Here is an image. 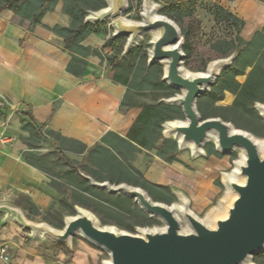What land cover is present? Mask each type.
I'll return each instance as SVG.
<instances>
[{
	"label": "rangeland",
	"instance_id": "374dc122",
	"mask_svg": "<svg viewBox=\"0 0 264 264\" xmlns=\"http://www.w3.org/2000/svg\"><path fill=\"white\" fill-rule=\"evenodd\" d=\"M77 1L85 9L84 16L89 10H94L97 6L106 5L105 0ZM232 1L234 0H154L158 6V12L171 16L170 18L181 29L182 48L185 55L183 66L186 69L192 72L204 71L207 63L212 59L225 57L232 53L237 55L236 45L239 44V41L250 40L253 32L264 25V22H262V24L253 26L252 30L247 31V21L240 14L231 10L229 2ZM257 1L264 6V2ZM57 3L64 4L62 0H58ZM214 3L219 4L223 8L225 7L244 20L245 25L238 33L227 20L215 19L212 9ZM141 7L142 0H128V7L123 11V14L129 19L138 21L141 19L139 13ZM51 10H47L43 16ZM69 17L71 18V16ZM42 19L34 28H31L28 18L21 17L11 10L8 17L2 20L0 25V87L2 88L0 90V206L5 204L18 207L26 218L37 222L46 221L56 228L63 226L65 216L73 215L75 205L88 208L97 216L100 224L113 225L129 232H136V227L160 226L162 224L161 220L150 217L146 212L144 213L131 197L124 194H113L104 188L99 193L75 189L72 185V182L75 181L72 174H85L83 173V166L88 161L84 158V154L70 153L68 149H77L80 146L62 143L63 152L70 160L74 161L69 164L61 157L59 147L54 146L53 142L58 144L57 140L55 141L54 137L48 134L46 130L36 125L35 122H33L35 127L32 128V134L24 130V126L30 122L31 118L27 116L28 113L22 117L16 111L19 109L20 104L12 96L8 95V89L11 86L19 87L24 81L20 77V65H18L17 74L19 76H14L10 72L12 71L11 64L15 61H20V48H23L24 40L29 35H35L34 29L38 25L46 29H52L44 24ZM108 23V21L90 23L93 31L84 39L92 34H97L102 41L96 46L91 44L84 45L91 47L89 56L98 55L102 65L111 67L122 55L126 36L111 40L112 35L110 32L112 29L111 26L109 29ZM9 24L19 29L21 34H23L22 31L25 32L22 37L18 38L17 44L10 42L8 39L9 33L7 30ZM150 38V33L143 34L139 38L138 44L127 53L130 58L129 62L120 68L137 81L144 79V75L149 71L150 67L153 73L151 77H157V82L162 81V65L159 62L147 64V50L150 48ZM61 39H59L61 43L59 47L63 50L64 45ZM228 40H234L235 44L231 50L221 54L219 50L225 45L219 42ZM3 43H6L5 47H3ZM240 47L242 46L239 45ZM5 54L9 68L5 65ZM25 57L27 58V56ZM250 69L251 67H247L245 73L235 76V80L240 83L244 82ZM146 80L148 81V79ZM178 92V89L167 85V88H156L155 90L137 91L132 89L130 97L131 100L136 102L155 106V104L163 103L160 101L161 97H168ZM231 94L230 91H225L224 98L213 102V104H209L211 97L206 92L200 94L197 100V110L200 112L201 117L202 112L198 109L199 104L206 107L208 111L219 112L215 109V106L232 104L233 94ZM163 113L165 117L173 116L174 118L184 119L183 112L176 105H172L170 109L163 111ZM230 122L238 128L247 130L256 139H264V120L253 106L235 112ZM161 138L157 140V144L152 149L143 148L131 154L129 162L124 164L125 172H127L123 177L124 182L145 189L152 200L162 201L166 204L178 202L174 191H181L186 199L188 198L190 209L203 218L212 208L216 207L218 201L224 195L225 187L221 183V173L223 171L230 172L233 167V160L239 158V149L229 153H220L215 149L213 142H207L204 145L205 154L193 157L190 155L188 148L179 149L177 147L176 159L172 162H177L178 166H176V169L174 168V171L172 170V173L168 169L169 171L166 172V175H163L162 180L155 183L148 180L146 170L154 162L155 156H158L156 152ZM13 152L19 153L18 156H21L26 162L37 163L39 168L44 170L45 178L43 181L27 180L13 171L5 161L7 158H12L11 154ZM201 156L206 160H211L213 156H216L224 163L220 168H216L210 177L195 179L191 173L194 171V164ZM167 166L171 168V166ZM119 170L114 169L116 172H119ZM75 192H78V194ZM3 215L4 213L0 212V245L6 248L8 258L7 260L0 258V264H14L11 261L13 249L9 247V244L4 239L12 236L18 237L20 242L26 245L31 242L35 243V253L48 260H61L63 264L73 261L78 251L84 253L90 264H102L103 260L107 258V253L104 250L87 242L80 234H75L71 245L66 246L47 237L45 239L32 237L29 231L17 221H4ZM3 228L7 229L5 234L2 233ZM257 255H254L252 260L257 264H264V254L259 257Z\"/></svg>",
	"mask_w": 264,
	"mask_h": 264
},
{
	"label": "water",
	"instance_id": "95a60500",
	"mask_svg": "<svg viewBox=\"0 0 264 264\" xmlns=\"http://www.w3.org/2000/svg\"><path fill=\"white\" fill-rule=\"evenodd\" d=\"M106 5L89 10L84 22L108 21L112 37L126 36L122 55L151 34L147 64L162 65L161 80L178 93L161 97L166 105H176L184 119L173 118L161 124L162 136L173 138L179 149L190 155L205 154L204 145L213 142L220 153L239 149L230 172L221 173L225 193L203 218L189 207L188 198L174 191L178 202L166 204L152 200L145 189L126 182L97 181L82 174L89 183L110 193L131 197L160 226L136 227L129 232L113 225L100 224L88 208L75 205L73 215L64 218L62 227L26 218L18 207L1 204L4 221H17L32 237H45L70 246L75 234L107 253L102 264H257L254 255L264 250V139L255 138L245 129L219 116L202 118L197 110L198 96L210 90L220 73L236 55L212 59L204 71L192 72L183 66L181 29L176 22L158 12L154 0H142L141 19L124 16L128 0H105ZM82 44V43H81ZM254 109L264 120V102Z\"/></svg>",
	"mask_w": 264,
	"mask_h": 264
},
{
	"label": "crops",
	"instance_id": "0c3cea01",
	"mask_svg": "<svg viewBox=\"0 0 264 264\" xmlns=\"http://www.w3.org/2000/svg\"><path fill=\"white\" fill-rule=\"evenodd\" d=\"M229 5L231 10L247 21V31L264 22V6L257 0H234L229 2ZM62 7V3H57L43 16L42 22L49 28L55 24L63 27L69 25L71 18L63 12ZM0 12H3L0 13L1 25V21L8 17L11 10L8 8ZM7 32L8 39L14 44L25 33L22 31L21 34L19 29L11 24ZM34 34L24 40L23 48H20V61L11 64L10 72L14 76H19L17 74L20 65V77L24 81L19 87L11 86L8 89L9 94H7L20 104L16 111L19 114L28 113L27 116L43 130L58 132L61 136L75 139L87 147L99 143L105 145L101 142V137L108 132L126 137L130 126L141 111L139 105L143 103L131 100L130 92V101L127 100L126 104L122 105V99L129 88L127 81L131 77L120 68L125 66L130 58L121 55L116 66L110 68L102 65L98 55H90L87 57L88 63L84 74L77 77L65 70L70 54L59 47L61 38L54 31L40 25L34 29ZM101 41L99 35L92 34L81 43L96 46ZM3 44L5 47L6 43ZM5 65L9 68L7 61ZM232 98L234 100L235 96L232 95ZM53 144L59 147L57 143L53 142ZM18 154L13 152L12 158L16 159L7 158L6 164L27 180L43 181L44 170L39 168L37 163L24 161ZM155 157L154 162L146 170V177L151 182L157 183L167 171L171 170L169 172L172 173L178 163L169 164L161 157ZM223 163L216 156L211 160L201 156L194 164L191 175L195 179L208 178ZM2 231L5 234L7 229L3 228ZM4 239L13 249L11 261L14 264H63L61 260H48L35 253V243L23 244L15 236ZM67 264H90V262L82 251H78L74 260Z\"/></svg>",
	"mask_w": 264,
	"mask_h": 264
},
{
	"label": "trees",
	"instance_id": "16d2710c",
	"mask_svg": "<svg viewBox=\"0 0 264 264\" xmlns=\"http://www.w3.org/2000/svg\"><path fill=\"white\" fill-rule=\"evenodd\" d=\"M57 1L58 0H0V11L9 8L19 16L28 18L31 28H34L42 19L43 14L47 10L54 8ZM62 1L64 2L62 10L65 14L71 16V22L66 27L55 24L51 31H54V33L62 38L64 45L63 49L70 54V60L65 67L66 72L81 77L88 63L86 57L89 56L91 49L90 46L81 44V41L92 33L93 30L91 29L90 23L84 22L85 9L78 4L77 0ZM260 1L264 2V0ZM100 7L103 6H97L95 8L98 9ZM212 9L216 20H227L237 33L245 25L242 18L227 10L225 7H221L217 3L213 4ZM117 38L118 37H112L111 40ZM219 43L225 45V47L219 50L221 54H225L232 49L235 41L228 40ZM239 45L242 47L239 48ZM236 47L238 54L235 59L231 65L227 66L226 69L220 73L210 90L206 92V94L211 97L209 104H213V102L217 100H222L225 91H230L235 98L230 105L215 106V109L219 112L208 111L206 107L199 104L198 109L202 112V118L219 116L225 121H230L232 115L234 116L235 112L238 110H245L252 107L256 101L264 102V25L253 32L250 40H240ZM125 55L127 56L128 54L126 53ZM117 62L118 61L110 68L115 67ZM247 67H251V69L247 73L244 82H237L235 76L245 73ZM148 70L149 71L144 75V79L137 81L132 76L127 81V86L129 88L122 99V105H125L127 100L130 101L129 93L132 89L140 91L167 88L165 82H157V77H151V74H153L151 67ZM146 79H148V81ZM139 106L141 107V111L130 126V130L126 137H121L115 132H108L101 137V142L106 146L99 143L87 147L75 139H67L61 136L58 132L50 130L47 132L54 137L55 141L57 140L59 153L69 164H72L74 161L72 159L70 160V158L65 155L62 143L80 146L77 149L71 148L68 150L80 154L84 153V158L88 161V163L83 166V173H85V175L88 174L97 181L108 180L111 183L124 182L123 177L125 173H127L125 172L124 164L129 162L131 154L143 148L147 150L152 149L157 144V140L161 138V124L165 120L174 118L173 116L165 117L163 113V111L170 109L172 105L159 103L153 106L148 103H141ZM25 115V113L21 112L22 117ZM33 122L34 121L31 119L30 122L24 126V130L29 131L31 134L33 133L32 128L35 127ZM176 143L177 142L173 138L162 137L156 155L160 156L166 162L172 163V161L176 159ZM115 168L120 169L119 172L114 171ZM72 175L73 178H75L72 185L75 189H78V191H90L92 193L101 192L102 188L100 189L92 186L88 179H85L82 175L75 173ZM75 193L78 194V192ZM263 254L264 250L261 251L257 257Z\"/></svg>",
	"mask_w": 264,
	"mask_h": 264
},
{
	"label": "built area",
	"instance_id": "2783aa9c",
	"mask_svg": "<svg viewBox=\"0 0 264 264\" xmlns=\"http://www.w3.org/2000/svg\"><path fill=\"white\" fill-rule=\"evenodd\" d=\"M108 27L110 29V23H108ZM110 34L112 35V30H111ZM0 258L6 259V260L8 258L7 254H6V248L3 245H0Z\"/></svg>",
	"mask_w": 264,
	"mask_h": 264
}]
</instances>
